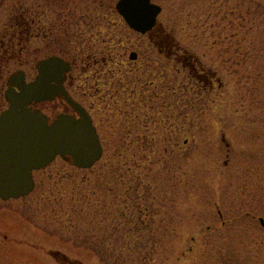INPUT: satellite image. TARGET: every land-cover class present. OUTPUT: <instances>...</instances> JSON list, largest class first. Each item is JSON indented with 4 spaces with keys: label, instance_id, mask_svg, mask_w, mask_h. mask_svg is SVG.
<instances>
[{
    "label": "rangeland",
    "instance_id": "obj_1",
    "mask_svg": "<svg viewBox=\"0 0 264 264\" xmlns=\"http://www.w3.org/2000/svg\"><path fill=\"white\" fill-rule=\"evenodd\" d=\"M153 1L163 6L157 30L197 62L195 72L117 12L109 29L87 30L96 35L71 20L63 35L57 29L68 51L83 41L99 49L91 61L85 50L66 57L78 58L70 89L94 116L104 153L86 169L58 156L35 171L28 195L0 198V264H264V0ZM100 2L0 0V42L9 43L11 20L33 11L54 30L78 10L106 15ZM44 46L37 36L16 46L21 54L0 56V112L7 78L20 68L31 76ZM98 70L111 99L90 93ZM37 105L54 120L74 112L61 99ZM129 215L153 220L155 242L146 225V236L128 234Z\"/></svg>",
    "mask_w": 264,
    "mask_h": 264
},
{
    "label": "water",
    "instance_id": "obj_2",
    "mask_svg": "<svg viewBox=\"0 0 264 264\" xmlns=\"http://www.w3.org/2000/svg\"><path fill=\"white\" fill-rule=\"evenodd\" d=\"M117 11L134 30L146 33L157 24L161 5L151 0H118ZM131 58H135L132 53ZM40 75L27 83L24 71L9 78L6 99L9 107L0 114V198L8 200L28 195L35 187L33 172L42 169L57 156L79 168H91L103 155V147L92 116L60 85L52 72L70 69V64L52 56L38 63ZM62 81H60V84ZM61 94L79 114V118L61 113L49 119L36 102ZM264 226V218L260 217Z\"/></svg>",
    "mask_w": 264,
    "mask_h": 264
},
{
    "label": "flooded vegetation",
    "instance_id": "obj_3",
    "mask_svg": "<svg viewBox=\"0 0 264 264\" xmlns=\"http://www.w3.org/2000/svg\"><path fill=\"white\" fill-rule=\"evenodd\" d=\"M100 5H101V7L104 8L102 13L106 14V15H102L101 11H98V9H96L95 7L94 8H92V7L88 8L84 12H79V10L77 12V11L74 10L72 13L75 14L77 12L79 15H77V16H75V15L66 16L65 17L66 21L64 20L63 22H59L60 26H58L54 30H53L54 24L50 23L47 20L49 18V16H45V19H44L45 25L44 26L40 27L39 25H37L38 24L37 18L40 19V21L42 20V18L39 17V15L35 16L34 15V11L32 12L33 13L32 16L28 17L26 19L22 18L21 20H18V21L16 19L14 21L11 20L10 23H11V28L13 29V31H11V33L9 35V43L8 44L5 43L4 39H3V41L0 42L1 46L4 47L3 51L0 53V56H3V57L4 56L15 57L17 54H21L22 50L24 48H16V46L20 45L21 41L24 40V39L27 40V42L29 43V42H31L32 38L37 37V36H42L44 38L45 46L42 47V49L46 51L44 56H42V57L38 58L37 60H35L36 62L34 61L35 62V66H34V69H33L34 73L31 76L29 75V73L25 69H22V68L18 69L17 71L12 73L11 75H13V74H15V73H17L19 71H24L26 82L27 83H32V82L36 81L38 79L39 75H40V69L38 67V63L41 60L48 59V58H50L52 56L59 57L60 59H62L65 62L70 64V69L68 71H63V72H58V73L57 72L50 73L49 76L54 75V76L59 77V79H52V80H50V82L52 84H54V85L62 86L71 95L72 98L77 100L79 103H81L88 110L86 105H84V103L79 100L81 98H78L77 96H75L72 93L71 89H70L71 85H73L74 82H75V76L72 74V70H74V68H77V60H78V58L77 57L68 58L66 56L68 54H70L69 52L78 51L80 53H83V51L85 50V51H89L90 52V53L88 52L89 54H88L87 59H89V61H91L90 58H93V56H94V54H92L91 51H94V53L96 54V52L99 49H97L93 44L91 45L90 43H87L85 41H83V43H86V47L82 45L83 44L82 41H80V43H82V44H78V46H76L77 40L75 39L76 48L69 47V48L72 49V51H68L67 50V45H71L70 44L71 42H69V44H68L67 41H66V38L64 36H62V35L67 30L65 23L70 22V20L74 21L76 24H80L79 34H82L83 36H85L87 34L96 35V32H89L88 33L87 30L88 29H95V28L96 29L100 28V30H102V28H106L104 26V24H108V26H109L108 29H109L110 28V24L112 22V17H110L108 13L112 14L113 12H117L116 3L113 4V1H110V0H101ZM65 13H66V9H61L59 11V15L60 16L61 15L65 16L66 15ZM117 14H118V12H117ZM28 15H29V10H28ZM123 20H124V18H123ZM83 25H86V28H83ZM57 29L58 30L59 29L63 30V31L59 30L62 33V35L59 33V31ZM157 29L158 28H155L154 30H152L151 32H148L145 35H148L149 38L152 40V42L154 44H156V46L158 48V52L161 53V54L163 53V54L167 55L168 57H171L172 59L181 60L184 63V65H186L188 67L190 66L192 68V70L194 71L193 67H195V63L193 62V60H192V62L190 61L191 60V56H189L185 52L184 53L182 52L183 54L182 53L180 54L179 53V49L177 47H174V46L171 45L170 42H166L165 41L166 39L164 38V34L162 33V30L161 29L157 30ZM74 34L78 35V30ZM139 34L142 35V33H139ZM87 47H90V48H87ZM108 49H111V45H109V47L103 48L102 51H106ZM30 50H31V47H30ZM40 50L41 49H37L36 48V49H34L33 53H38ZM132 53L135 55V58H132V59L133 60L138 59V57H139L138 53L136 51H132L131 55H132ZM35 55H37V54H35ZM99 61H100V59L96 58V56H95V61H94L95 64H98ZM103 61L107 62L106 59H103ZM83 66H84V69H83V72H84L87 69V67L84 64H83ZM96 67H97V65L94 67L95 70H96ZM192 70H190V71L192 72ZM101 72H103V71L102 70H98L92 75L94 80H95V77L97 78V80H96V84L93 85L92 90H91L90 93L92 94L93 99H111V95L110 94L112 93V88L113 87L108 85V81L107 80L103 84L100 83L99 76H100ZM198 72L200 73L202 78H204V75H205L204 71L200 70ZM10 76L6 80L7 89L9 88L8 81H9ZM60 81H62L61 84H60ZM94 82H92V83H94ZM7 89L5 90V93H4V99H6V91H7ZM51 99H53V100L54 99H61L64 103H67L64 100V97L61 94H58V95L54 96ZM48 101H51V100H44V101H41L39 103L48 102ZM37 104H35L33 107L39 108L44 114H46L48 119H49V123L53 122L54 118L51 119L49 114L46 111H44L43 108L39 107ZM67 107L68 108H72L69 104H67ZM60 113H62V112H60ZM64 113H70V112L64 111ZM71 114H73V115H75L76 117L79 118V115L75 111L71 112ZM90 114H91V116L93 118V123L96 126V129H97V131L99 133L100 140H101V135H100V132H99V128H98L96 122L94 121V116L92 115L91 112H90ZM101 143H102V140H101ZM102 146H103V143H102ZM103 150H104V146H103ZM71 264H79V263L71 261Z\"/></svg>",
    "mask_w": 264,
    "mask_h": 264
},
{
    "label": "trees",
    "instance_id": "obj_4",
    "mask_svg": "<svg viewBox=\"0 0 264 264\" xmlns=\"http://www.w3.org/2000/svg\"><path fill=\"white\" fill-rule=\"evenodd\" d=\"M22 15H26V11H24L23 13H22ZM165 38V37H164ZM90 197H88V196H85L84 198H80V199H83V201H86V200H90L89 199ZM89 205V207L92 209V207H93V203L90 201V203L88 204ZM124 213V212H123ZM123 213H121L122 215H123V219H125V221H126V218H125V213L123 214ZM86 214H88V216H90V218H91V220H92V214H94V213H92L91 211H87V213H85V214H83V215H86ZM141 214H142V210H141ZM101 216V215H100ZM129 218H130V221H131V224H130V227L129 228H127V230H128V234H130V232H135V233H138V235L140 236V234H141V232H142V235H143V225H146L147 226V229H148V231H147V236H149L152 240H153V242H155V238H156V235H155V233L153 232V228H152V224H153V220H143L142 219V217L141 216H139V219L138 220H134V217L132 216V215H129ZM122 223H123V220H122ZM146 228V227H145ZM156 231V230H155ZM118 232V231H117ZM116 233V232H115ZM115 233H114V236L116 237V235H115ZM119 234H118V237L117 238H119V237H121V233L120 232H118ZM108 235H113V233H109ZM144 235H145V233H144ZM124 236V235H123ZM129 236V235H128ZM146 236V235H145ZM138 240H141V239H138ZM130 257L131 256H128V259H129V261H130ZM143 257V256H142Z\"/></svg>",
    "mask_w": 264,
    "mask_h": 264
}]
</instances>
